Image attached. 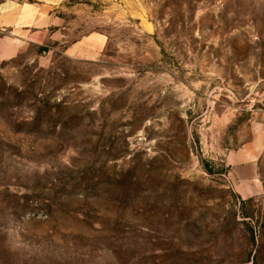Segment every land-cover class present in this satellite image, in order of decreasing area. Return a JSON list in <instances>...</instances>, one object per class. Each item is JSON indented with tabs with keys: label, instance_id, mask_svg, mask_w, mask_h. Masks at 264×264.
<instances>
[{
	"label": "rangeland",
	"instance_id": "rangeland-1",
	"mask_svg": "<svg viewBox=\"0 0 264 264\" xmlns=\"http://www.w3.org/2000/svg\"><path fill=\"white\" fill-rule=\"evenodd\" d=\"M8 11L0 264H264L263 166L249 197L230 173L264 140V0Z\"/></svg>",
	"mask_w": 264,
	"mask_h": 264
},
{
	"label": "crops",
	"instance_id": "crops-1",
	"mask_svg": "<svg viewBox=\"0 0 264 264\" xmlns=\"http://www.w3.org/2000/svg\"><path fill=\"white\" fill-rule=\"evenodd\" d=\"M12 12L8 11L0 16V29L15 30L18 27H23L20 24V17L18 18ZM10 48L11 50L8 51L0 49V59L9 57L15 52V47L10 45ZM231 158L233 163L230 167V173L238 195L249 197L255 194L260 186L259 167L261 164L263 166L262 176L264 177V140L259 138L257 142L243 146Z\"/></svg>",
	"mask_w": 264,
	"mask_h": 264
}]
</instances>
